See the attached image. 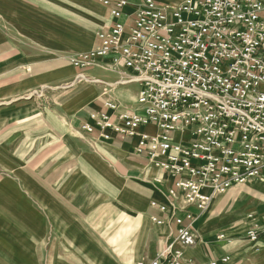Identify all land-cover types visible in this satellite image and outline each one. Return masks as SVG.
I'll return each instance as SVG.
<instances>
[{
	"label": "built area",
	"instance_id": "obj_1",
	"mask_svg": "<svg viewBox=\"0 0 264 264\" xmlns=\"http://www.w3.org/2000/svg\"><path fill=\"white\" fill-rule=\"evenodd\" d=\"M97 2L108 23L96 34L98 45L70 65L85 70L107 61L102 67L120 75L117 84L138 85L137 108L106 101L104 111L85 115L80 134L132 140L146 167L172 178L166 202L150 206L173 223L178 248L167 243L146 264H194L182 249L196 245L193 225L214 197L264 175V0ZM149 126L155 132H146ZM178 132L187 140L175 139ZM247 219L246 240L256 244L264 220Z\"/></svg>",
	"mask_w": 264,
	"mask_h": 264
},
{
	"label": "crops",
	"instance_id": "obj_2",
	"mask_svg": "<svg viewBox=\"0 0 264 264\" xmlns=\"http://www.w3.org/2000/svg\"><path fill=\"white\" fill-rule=\"evenodd\" d=\"M182 1L155 0L162 7H174ZM133 10L128 8L126 13ZM51 11L54 18L58 12V18L65 15L62 32L75 28L78 22L91 27V47L86 51L98 45L96 34L109 20L108 10L97 0H0V99L18 97L20 88L34 82L33 71L20 69L35 65L34 58L42 56L23 53L20 42L71 41L67 33L51 36ZM78 27L82 28L81 24ZM74 50L69 44L62 45L48 57H57V51ZM86 51L65 58L69 62ZM106 63L69 70L75 75L74 81L84 76L88 80L77 83L92 82L93 86L67 91L57 98L60 113H40L39 119H33L43 121L44 136L65 139L62 149H42L41 172H34L28 165L29 173L25 176L18 172L12 177L16 183H10L9 190L3 189L0 178V264H146L165 244L174 243L175 226L167 215L150 206L153 201L166 202L172 178L146 167L135 156L132 140L113 135L111 140L103 141L97 134L83 136L79 132L78 136L70 135L73 127L80 131L87 113L104 111L106 101L118 103L119 110L137 108L138 92L127 93L125 88L130 84H117L120 75L103 69ZM94 69L113 78L95 76ZM66 73L58 70L48 76L57 80ZM83 108L88 110L75 119ZM215 205L194 223L197 242L182 249L185 260L194 264H264V235L256 244L246 240L248 214L214 216ZM259 211L264 212V207ZM152 217L163 219L165 224L155 225ZM228 217L232 219L219 223ZM256 218L264 220L262 216ZM218 232L224 240L218 239ZM174 247L178 245L174 243ZM224 258L227 261L221 262Z\"/></svg>",
	"mask_w": 264,
	"mask_h": 264
},
{
	"label": "rangeland",
	"instance_id": "obj_3",
	"mask_svg": "<svg viewBox=\"0 0 264 264\" xmlns=\"http://www.w3.org/2000/svg\"><path fill=\"white\" fill-rule=\"evenodd\" d=\"M35 3L37 4V1ZM51 13V36L54 37L67 33L71 41L66 43L51 39L50 41L37 40L28 43L20 42L19 49L23 53L42 56L41 58H34L35 65H25L20 69L21 71L27 70L29 73L33 71L34 82L33 84L29 83L27 86L20 88L18 97L13 96L3 98V100L0 99V178L4 181V190L11 188L10 183H16L12 177H16L18 172L19 175L25 176L29 173L27 169L28 165L34 172H41L42 149H62L64 147L65 139L63 137L44 136L45 128L43 121L36 122L33 119H39L37 116L40 113H44L45 115L48 112L60 113L61 110L56 107L57 98L67 91L81 90L84 87L93 86L92 82L77 83L76 80L74 81L75 75H71L68 72L73 67L65 58L69 54L86 51L91 47L89 46L91 45L92 38L91 27L86 25L85 22L84 25L78 22L82 28H79V25H77L75 28L68 27L67 32L65 30L62 32V26H64L62 21L63 18H66L65 15L58 18V12L57 17L55 16L54 18L53 11ZM76 30H79V33L76 34ZM81 31L82 33H80ZM66 44L71 45L75 50L71 52L57 51V57L53 59L48 57L49 53L59 50L60 46ZM50 61L53 63L52 67H49ZM46 64H48L47 67L49 69L45 66ZM58 70L66 71V76L57 80L48 76H53ZM92 73L95 76H106V78H103L104 80H111L113 78L112 75H103L101 71L96 69ZM47 77L50 80H45ZM31 85L32 87L29 88ZM125 89L127 93L138 92L139 90L137 84H130ZM86 110L88 109H80L74 118L77 119L80 113ZM33 116L35 117L32 118ZM78 130L77 127H73L70 135L78 136L77 132L80 134ZM145 131L153 133L155 129L149 126L145 128ZM174 138L177 140H187L188 136L186 132H178L174 135ZM31 173L33 172L31 171ZM255 183L258 184L255 185ZM219 200L221 203L217 204ZM213 205L216 206L213 212L214 216H217L219 213H232L238 217L244 214H254L258 217H264V212L259 211V208L264 207V175L262 179H256L245 185L235 186L226 194L214 197L212 203L201 217L207 214ZM230 217L221 219L219 223H223L227 219L231 220L232 218ZM220 234L222 232H218L216 236Z\"/></svg>",
	"mask_w": 264,
	"mask_h": 264
}]
</instances>
